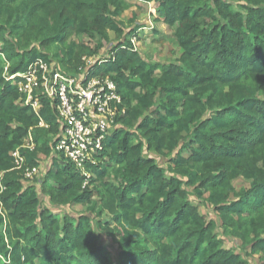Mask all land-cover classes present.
<instances>
[{
	"label": "trees",
	"instance_id": "trees-1",
	"mask_svg": "<svg viewBox=\"0 0 264 264\" xmlns=\"http://www.w3.org/2000/svg\"><path fill=\"white\" fill-rule=\"evenodd\" d=\"M141 1L171 31L166 60L133 50L126 0H0V264H250L222 238L264 264V0ZM102 50L92 77L119 102L87 178L55 150L58 101L39 90L35 111L8 77L35 61L72 76Z\"/></svg>",
	"mask_w": 264,
	"mask_h": 264
},
{
	"label": "built area",
	"instance_id": "built-area-1",
	"mask_svg": "<svg viewBox=\"0 0 264 264\" xmlns=\"http://www.w3.org/2000/svg\"><path fill=\"white\" fill-rule=\"evenodd\" d=\"M133 50L139 47L138 34L130 36ZM84 57L83 65L72 76L55 71L52 65L42 61L32 63L26 72L9 76L8 79L19 77V92L25 97V105L37 111L39 104L36 99L40 93L57 100V111L61 119L60 137L55 146L56 152L66 158L74 167L86 174L87 166L97 164V157L103 150V141L114 129V112L112 103L119 102L113 83L108 79L92 77L95 60ZM14 169L22 170L24 159L18 150L12 152ZM42 166L26 168L24 176L33 180L41 174Z\"/></svg>",
	"mask_w": 264,
	"mask_h": 264
},
{
	"label": "rangeland",
	"instance_id": "rangeland-1",
	"mask_svg": "<svg viewBox=\"0 0 264 264\" xmlns=\"http://www.w3.org/2000/svg\"><path fill=\"white\" fill-rule=\"evenodd\" d=\"M143 11H144L145 15H147V9L143 8ZM123 20H124V23L126 24L129 19L126 18V19H123ZM125 27L128 28V26H125ZM137 34H138V32H137ZM148 34H152V33L149 32ZM170 35H171V31L170 30L166 29V30L162 31V33L160 35H157V39L160 40V42H158L157 44L151 43V42H154V35L153 36L152 35H148V36H151L150 38H148V36L146 38L141 37V39L139 41L140 45H139L138 49H141V51L144 53L145 57H148V58H151V59H155V60H166V59L169 58V53H170L171 56H173L172 52L176 50V46L172 42V39H171ZM142 40H143V42H141ZM102 52H104V53H102ZM105 55H106L105 50L104 51L102 50L96 56L95 60H102V59L104 60L105 57H106ZM182 154L184 155V157L187 156V153H185V152L182 153ZM157 159H158V163L160 165H162V166L166 165V160H164L163 158L162 159L157 158ZM43 170L44 169H42L41 172ZM41 177H42L41 174H39L33 180L35 182H41L40 181ZM234 186H235L236 189L237 188L240 189L239 187H247L248 184L245 181H243V180H237V181L234 182ZM189 199L195 205L198 206L199 212L201 213V215H203L207 220H212V221H215L217 224H219L218 218L215 215V213L212 211L210 206L198 203L197 201H195V199L193 197H190ZM69 210H70V212H76V213L83 211V209L81 207H73V208H71ZM87 215L92 217L91 214H87ZM91 219H93V218H91ZM107 220H109V217L105 215L102 218V221L105 224L107 222ZM111 226H113L112 223H111ZM217 231L219 232V230H217ZM113 237H114V240H110V239L108 240L104 235L102 236L103 245L108 250L112 260L115 257V253H116V250H115L116 247H115L114 241L117 240V236L116 235L113 236ZM222 241L224 243V247L225 248H230V249L235 250L237 253L241 254L248 262H250V264H259L257 256H255V257H246L245 256V252L247 250H245V251L242 250L241 246H240V243L237 240L232 239V238H222Z\"/></svg>",
	"mask_w": 264,
	"mask_h": 264
},
{
	"label": "crops",
	"instance_id": "crops-1",
	"mask_svg": "<svg viewBox=\"0 0 264 264\" xmlns=\"http://www.w3.org/2000/svg\"><path fill=\"white\" fill-rule=\"evenodd\" d=\"M126 2L129 4V9L121 15L120 20L124 22L123 19H129L125 24L126 26H129L128 22L130 20H133L127 29L135 27V31L138 32L139 40L141 37L146 38L148 35H154V42L151 43L157 44L160 42V40L157 39V35H160L162 31L167 28L162 23L154 22V19L158 17L156 3H147L141 0H126ZM143 8L147 9V15H145ZM149 32L152 34H148ZM150 37L151 36H148V38ZM141 42H143V40Z\"/></svg>",
	"mask_w": 264,
	"mask_h": 264
}]
</instances>
